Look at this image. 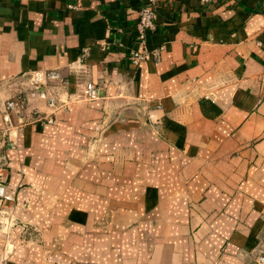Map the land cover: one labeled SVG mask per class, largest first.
<instances>
[{
  "label": "crops",
  "instance_id": "obj_1",
  "mask_svg": "<svg viewBox=\"0 0 264 264\" xmlns=\"http://www.w3.org/2000/svg\"><path fill=\"white\" fill-rule=\"evenodd\" d=\"M147 1L0 0V129L21 92L27 117L54 119L15 134L12 114L0 264H256L264 251V0H157L146 40L160 62L135 65ZM50 69L68 80L44 87L57 108L22 83ZM87 81L98 99L77 98Z\"/></svg>",
  "mask_w": 264,
  "mask_h": 264
},
{
  "label": "built area",
  "instance_id": "obj_2",
  "mask_svg": "<svg viewBox=\"0 0 264 264\" xmlns=\"http://www.w3.org/2000/svg\"><path fill=\"white\" fill-rule=\"evenodd\" d=\"M71 8H78L76 5H70ZM139 20L137 22V42L139 47L130 52L129 59L135 64L139 65L141 62L153 61L158 64L161 59V53L164 46H160L154 49H149L147 46L146 34L149 30L156 28L157 20V0H148L138 11ZM29 81L36 85L41 98L45 99L47 104L53 108H57L58 98L53 94L45 91L44 87L50 82L56 81L64 88L68 85V80L64 78L58 70H38L28 73ZM1 86V84H0ZM79 100L92 101L101 96L100 88L92 81H87L82 84L80 92L77 94ZM27 98L22 93L15 95L5 102L3 109V118L6 123L4 128L0 129V203L3 201H10L14 199V192L9 191L5 185V176L2 173V165L6 164L5 157L7 156V150L10 146L8 141V135H10V124L12 122L11 115L16 113L19 121L22 120V116L25 111ZM39 121H46L53 123V118L41 117L37 119ZM256 264H264V251L258 255Z\"/></svg>",
  "mask_w": 264,
  "mask_h": 264
},
{
  "label": "rangeland",
  "instance_id": "obj_3",
  "mask_svg": "<svg viewBox=\"0 0 264 264\" xmlns=\"http://www.w3.org/2000/svg\"><path fill=\"white\" fill-rule=\"evenodd\" d=\"M29 75H28V73L24 76V78H23V80H22V83L24 84V85H28V86H33L34 87V89H37L38 90V88L36 87V85H34V84H32L30 81H29V77H28ZM27 82H29V84L27 83ZM62 89V88H61ZM63 90V89H62ZM23 95H25L23 92H21ZM13 97V96H12ZM11 98V97H10ZM9 98V99H10ZM27 98V97H26ZM8 100V99H7ZM6 100V101H7ZM63 102V101H62ZM28 105H29V103H28V99H27V101H26V107H25V111H24V114H23V116H22V120H20L19 121V119H18V116H17V121H18V123H17V125H18V127H16V128H14V129H16V132H15V134H17L18 133V131H19V129L20 128H22L23 126H25V125H27V124H29L30 122H33L34 120H37V119H39V118H41L43 115H41V113L39 112V111H36L35 113H36V115L34 116V118L33 119H31V118H29V117H27V109H28ZM11 117H12V115H11ZM39 121V120H38ZM43 122H46V121H43ZM10 130H9V132H10V135H8V141L9 142H12V136L13 135H15V134H13V133H11L12 132V129H13V117H12V122H11V124H10ZM13 129V130H14ZM6 166V164H4V165H2V169L4 168ZM6 183V182H5ZM5 203L2 201L1 203H0V224L1 223H3V222H7V223H9L10 222V220L13 218L12 217V214H10V213H5L2 209H3V205H4ZM14 221V220H13ZM14 223H16V222H14Z\"/></svg>",
  "mask_w": 264,
  "mask_h": 264
}]
</instances>
